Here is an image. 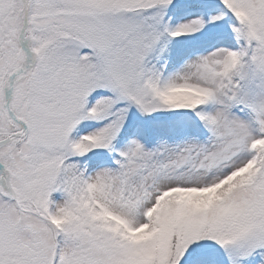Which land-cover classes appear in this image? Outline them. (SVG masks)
I'll use <instances>...</instances> for the list:
<instances>
[{
	"label": "snow or ice",
	"instance_id": "snow-or-ice-1",
	"mask_svg": "<svg viewBox=\"0 0 264 264\" xmlns=\"http://www.w3.org/2000/svg\"><path fill=\"white\" fill-rule=\"evenodd\" d=\"M0 264H264V0H0Z\"/></svg>",
	"mask_w": 264,
	"mask_h": 264
}]
</instances>
